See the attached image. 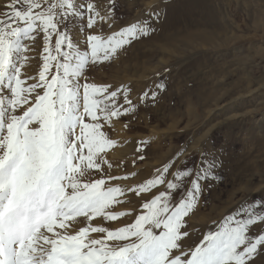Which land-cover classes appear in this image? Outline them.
Segmentation results:
<instances>
[{"label":"snow or ice","instance_id":"6c2138e0","mask_svg":"<svg viewBox=\"0 0 264 264\" xmlns=\"http://www.w3.org/2000/svg\"><path fill=\"white\" fill-rule=\"evenodd\" d=\"M108 3L102 14L94 2L9 0L0 14V264H253L264 255V228L253 232L258 223L264 225V201L243 203L193 248L184 250L181 243L189 236L183 231L186 217L198 206L203 184L216 178L219 161L168 162L130 186L108 183L135 172L84 179L105 165L118 167L103 156L119 141L103 131L101 121L110 125L134 112L135 105L124 85L112 90L82 82L83 74L90 64L109 62L149 35L153 17L160 15L150 12L106 37L89 32L81 47L65 21L83 17L87 29L107 23L115 0ZM38 37L42 64L36 77H22L31 51L24 41ZM149 95L155 99L157 93L146 90L141 98ZM143 146L139 142L137 152ZM158 186L163 190L141 204L144 211L132 223L115 229L92 223L130 215L111 209L127 193L142 197ZM80 221L84 226L71 232Z\"/></svg>","mask_w":264,"mask_h":264},{"label":"rangeland","instance_id":"374dc122","mask_svg":"<svg viewBox=\"0 0 264 264\" xmlns=\"http://www.w3.org/2000/svg\"><path fill=\"white\" fill-rule=\"evenodd\" d=\"M81 2H94L102 14L109 7L108 0H76L77 5ZM8 3L0 1V14ZM150 12L160 14L153 17L154 31L133 40L109 62L90 64L83 74L82 82L111 85L112 90L124 85L135 105L134 112L113 118L110 125L101 121L103 131L119 141L103 156L118 167L105 165L103 172L90 171L84 179L135 172L108 183L130 186L151 178L168 162L190 166L202 160L219 161L216 178L203 184L198 206L186 217L183 231L189 236L181 243L187 250L243 203L264 201V0H115L114 16L107 23L87 29L85 18L72 17L63 26L83 47L89 32L106 37L147 19ZM160 30L164 39H159ZM173 32L196 36L170 46L165 40ZM24 42L31 51L26 53L29 59L22 77H36L42 64V39ZM146 90L155 91V99L151 95L142 99ZM119 101L123 104V97ZM139 142H144L141 152H137ZM159 190L163 186L142 197L127 193L111 210L130 211L131 216L116 221L96 218L92 223L109 229L132 223L144 211L141 204ZM81 226L83 221L73 223L70 231ZM262 228L258 223L253 232ZM253 264H264V255Z\"/></svg>","mask_w":264,"mask_h":264},{"label":"bare ground","instance_id":"6f19581e","mask_svg":"<svg viewBox=\"0 0 264 264\" xmlns=\"http://www.w3.org/2000/svg\"><path fill=\"white\" fill-rule=\"evenodd\" d=\"M1 1V0H0ZM99 7V6H98ZM176 33H178V32H173L170 36H168L167 37V40H165L166 41V43H168L170 46H172V45H175L176 43H185V42H187V41H189L191 38H194L195 36H196V34H192V33H189V34H186V35H182V36H180V35H177ZM158 35H159V39H164L165 38V36H166V34H164L161 30L159 31V33H158ZM204 36V35H203ZM211 36V35H210ZM200 37V36H199ZM206 37V36H205ZM222 37V36H221ZM225 36H223V38H224ZM202 38V37H201ZM210 38V37H209ZM226 38V37H225ZM205 39H207V37L205 38ZM223 41V40H222ZM215 42V41H214ZM189 45V44H188ZM164 46V45H163ZM166 47H168L167 45H166ZM166 47H165V51H166ZM162 48V47H161ZM164 49V48H163ZM190 113H192V111L190 110L189 111ZM132 204V203H131ZM125 211V210H124ZM131 216V215H130ZM124 219V218H123ZM100 222V221H99ZM118 227V226H117ZM94 237V236H93Z\"/></svg>","mask_w":264,"mask_h":264}]
</instances>
